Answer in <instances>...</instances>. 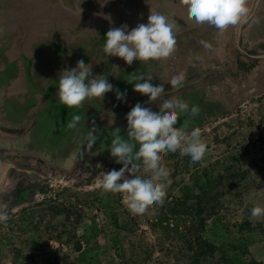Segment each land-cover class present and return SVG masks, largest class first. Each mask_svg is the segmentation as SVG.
Returning a JSON list of instances; mask_svg holds the SVG:
<instances>
[{"label":"rangeland","instance_id":"1","mask_svg":"<svg viewBox=\"0 0 264 264\" xmlns=\"http://www.w3.org/2000/svg\"><path fill=\"white\" fill-rule=\"evenodd\" d=\"M100 4L0 0V112L3 94L20 103L50 90L57 76L46 72L45 86L35 61L56 49L58 29L77 37L93 28L108 10ZM27 59L35 61L24 67ZM249 62L250 86L237 107L185 127L200 129L203 158L164 151L165 196L146 211L131 206L130 193L103 190L104 173L122 167L110 154L86 155L80 137L54 149L34 138L37 126H23L19 105L11 107L16 118L0 113V215L8 216L0 264H264V216L251 215L264 207V86L250 73L257 61ZM139 171L154 169L145 161Z\"/></svg>","mask_w":264,"mask_h":264},{"label":"crops","instance_id":"2","mask_svg":"<svg viewBox=\"0 0 264 264\" xmlns=\"http://www.w3.org/2000/svg\"><path fill=\"white\" fill-rule=\"evenodd\" d=\"M95 1L102 3V0ZM100 5L108 10L101 11L96 21L91 23L93 28L83 30L77 37L73 36L75 31L64 32L58 29L60 43L56 45V49L53 48L50 57L42 56L34 60L36 71L44 78L43 84L47 82L45 86L49 85V81H45L46 72L52 73L53 77L57 76L54 82L52 80L49 91L44 93L45 89H40L41 92L26 93L20 103H14L11 96L2 95L5 101L2 104L3 112L0 113L5 121L17 117V114H12L11 107L19 105L18 117L22 118L23 126H37L34 138L39 142H46V145L52 144L54 149L58 146L64 149L70 144L76 146L79 137L85 140L87 133L94 127L97 141L91 151L85 149V153L94 156L98 150L108 155V148L115 135L128 138L126 114L138 102L154 99L151 94L145 95L133 89L132 84L142 82L140 77L145 80L160 79L167 83L163 93L153 100L155 104L162 105L169 95H174L187 103L189 108H198L195 116L189 112L181 115L177 126L182 124L185 127L198 126L213 116L227 114L237 107L244 89L250 86V74L246 69L251 65L250 60L257 61L253 70L250 69L251 75L258 77L256 84L264 86V0H246L247 17L242 23L230 25L223 31L208 23L197 24L190 14V0H108L106 4ZM150 8L167 12L176 20L180 38L174 52L144 62L134 60L131 65L119 57H106L103 44L107 31L124 24L129 29L140 23L146 24ZM205 44L210 47L206 48ZM255 50L258 52L251 53ZM56 52L57 57L53 58ZM81 59L86 64L90 63L93 76H103L114 88L126 91V101L117 100L113 91L104 98L86 100L79 107L69 108L61 104L58 96L55 98L53 95L58 86L59 73L66 68L75 67ZM30 61L27 59V66H23L28 67L34 62ZM177 71L185 73L180 85L170 82ZM25 74V78H32L27 70ZM43 94H47L46 103ZM34 107L36 109L32 111ZM109 111L115 113V118L109 117L115 119L113 124L108 123ZM77 114L82 119L77 128L70 129L67 125ZM136 147H139L138 143Z\"/></svg>","mask_w":264,"mask_h":264},{"label":"clouds","instance_id":"3","mask_svg":"<svg viewBox=\"0 0 264 264\" xmlns=\"http://www.w3.org/2000/svg\"><path fill=\"white\" fill-rule=\"evenodd\" d=\"M107 2L108 0H102L103 4ZM190 14L197 24L208 23L223 31L230 25L242 23L247 17L248 8L246 0H190ZM104 36V55L122 58L131 65L134 60L144 62L173 53L180 33L172 16L150 8L146 24L140 23L131 29L127 24L113 27ZM204 46L210 47L207 44ZM89 65L90 63L86 64L81 59L75 67L66 68L59 73L57 96L61 104L75 108L86 100L104 98L107 93L113 91L117 100L126 101V91L114 88L103 76H93ZM184 77L183 71H177L170 82L180 85ZM139 79L142 82H127L133 85L135 91L145 95L151 94L154 99L167 88V83L160 79ZM153 100L138 102L126 114L128 138L117 134L108 148L115 162L122 167L105 172L102 178V188L105 192L130 193L131 206L140 211H146L153 202H161L165 196L164 181L170 175L163 163L165 150L175 152L179 149L181 155H189L191 160L196 162L203 158L207 149L199 128H193L188 134L184 125L177 126L183 113L189 112L195 116L198 114V108H189L187 103L174 95H169L162 105L155 104ZM109 117L115 118V113H107L108 123L113 124L115 119ZM81 119L80 115H74L67 126L75 129ZM95 130L93 127L83 142L88 151H91L97 141ZM145 161L154 169L153 172L145 174L139 171L144 167ZM251 215L264 216V207L254 206ZM7 219L6 214L0 215V221Z\"/></svg>","mask_w":264,"mask_h":264}]
</instances>
